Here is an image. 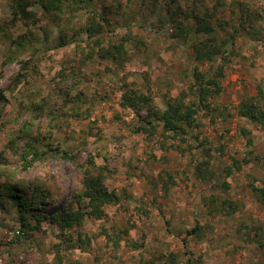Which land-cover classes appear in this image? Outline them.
I'll return each instance as SVG.
<instances>
[{
    "label": "rangeland",
    "instance_id": "rangeland-1",
    "mask_svg": "<svg viewBox=\"0 0 264 264\" xmlns=\"http://www.w3.org/2000/svg\"><path fill=\"white\" fill-rule=\"evenodd\" d=\"M9 1L0 0V264H264L254 191L264 186V127L239 116L264 90V0H27V22ZM202 42L221 54L200 59ZM196 71L218 85L183 138L122 105L130 93L160 111L196 102ZM89 167L119 196L106 216L65 231L39 223L78 207ZM18 192L31 213L15 205Z\"/></svg>",
    "mask_w": 264,
    "mask_h": 264
},
{
    "label": "trees",
    "instance_id": "trees-1",
    "mask_svg": "<svg viewBox=\"0 0 264 264\" xmlns=\"http://www.w3.org/2000/svg\"><path fill=\"white\" fill-rule=\"evenodd\" d=\"M47 1V0H46ZM52 1V0H48ZM9 4L13 9L14 18L17 21H29L35 17L33 12L29 11V3L27 0H10ZM211 16L207 15L205 18V26L203 31L205 34L211 36L214 33V28L210 23ZM182 30V29H181ZM212 41L214 38H210ZM211 41V42H212ZM210 42V43H211ZM210 43L202 42L196 48V52L200 59L206 61H213L215 57L221 54V50L216 46L209 45ZM106 57V55H104ZM222 73V70L219 71ZM219 75H216L219 76ZM195 78L198 82V90L193 92L197 101L186 104L183 100L178 99L168 105L165 111H160L153 105L151 98L144 95L127 94L123 98V107L131 108L138 112L146 110L148 116L146 122L153 125L154 121L163 124L164 129L173 133L175 137H184L188 134L189 129L198 127L199 114L201 112V105L208 106V100L214 96L211 87L218 82L213 78H206L200 72H195ZM258 96L244 100L239 106V116L247 118L256 125L264 127V90L260 87L258 89ZM217 93V92H216ZM134 95V96H133ZM150 118L151 120H148ZM56 152V151H55ZM46 153L38 152L35 159L44 157ZM238 164V162H237ZM83 191L79 195L78 207L73 204H68L63 207L58 213L49 215H42L38 217V222L42 223L44 220H49L52 224L57 225L62 231L72 229L80 226L86 218H93L102 220L106 216L105 208L119 200V196L115 192H110L105 185L104 176L97 172L94 168H87L84 171ZM257 201L264 206V186L254 188ZM5 193H11L10 189H4ZM14 199L15 205L25 213L32 212L33 203L18 192ZM200 227L195 228L191 233L199 234Z\"/></svg>",
    "mask_w": 264,
    "mask_h": 264
}]
</instances>
